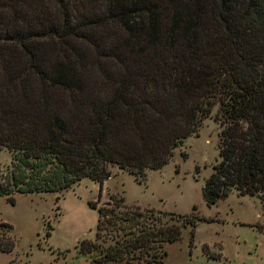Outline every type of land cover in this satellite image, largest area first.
<instances>
[{
	"label": "trees",
	"instance_id": "16d2710c",
	"mask_svg": "<svg viewBox=\"0 0 264 264\" xmlns=\"http://www.w3.org/2000/svg\"><path fill=\"white\" fill-rule=\"evenodd\" d=\"M214 104L218 159L202 200L234 190L264 206V0H0V146L11 153L0 196L97 183L93 238L74 246L89 264H164L186 226L191 246L194 206L99 204L101 186L110 165L142 182Z\"/></svg>",
	"mask_w": 264,
	"mask_h": 264
},
{
	"label": "rangeland",
	"instance_id": "374dc122",
	"mask_svg": "<svg viewBox=\"0 0 264 264\" xmlns=\"http://www.w3.org/2000/svg\"><path fill=\"white\" fill-rule=\"evenodd\" d=\"M216 109L214 104L196 132L173 149L166 164L146 171L142 182L114 165L108 166L110 176L99 204L114 197L127 206L177 214H188L195 207L199 219L191 246L186 226L178 240L164 245V264H264V206L259 200L232 190L206 206L200 194L203 180L218 159ZM10 161V151L0 146V177L9 174ZM97 187L84 178L74 194L15 193L13 204L0 196V222L10 225L6 235L12 241L9 252H0V264H48L55 260L56 264H89L74 246L93 238L96 211L86 201L95 197ZM49 227L45 238L43 231ZM6 231L0 227V235ZM203 247L208 256L218 255L219 260L206 258Z\"/></svg>",
	"mask_w": 264,
	"mask_h": 264
},
{
	"label": "crops",
	"instance_id": "0c3cea01",
	"mask_svg": "<svg viewBox=\"0 0 264 264\" xmlns=\"http://www.w3.org/2000/svg\"><path fill=\"white\" fill-rule=\"evenodd\" d=\"M82 180L83 179H81V180H79L76 184H74L73 186H71L70 188H68V189H66V190H64V191H62V193L63 192H69V193H71V194H74L75 192H76V190H77V188L79 187V184L82 182ZM105 182L106 181H103V183H102V186H101V188H102V190H101V195H102V192H103V190L105 189V187H104V185H105ZM97 193V192H96ZM96 199V194H95V197H93V198H90L89 200H87L86 201V204H87V202L88 201H94ZM88 206V205H87ZM211 260H219V257L217 258V259H212V258H210Z\"/></svg>",
	"mask_w": 264,
	"mask_h": 264
}]
</instances>
